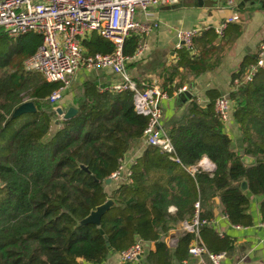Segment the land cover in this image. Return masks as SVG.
I'll use <instances>...</instances> for the list:
<instances>
[{
	"label": "trees",
	"instance_id": "obj_1",
	"mask_svg": "<svg viewBox=\"0 0 264 264\" xmlns=\"http://www.w3.org/2000/svg\"><path fill=\"white\" fill-rule=\"evenodd\" d=\"M230 25L220 37L208 28L191 46L176 50V64L163 67L161 83H156L167 97L190 76L217 66L222 50L217 41ZM233 28L234 35H240V25ZM140 39L128 36L123 54L132 56ZM41 43L42 36L34 33L0 38V264H102L110 253H121L139 240L155 244L147 254L148 264H172L164 234L171 224L189 219L197 201L200 216L209 219L216 197L230 224H252L250 198L264 196V70L251 81L245 75L257 55L245 57L228 96L231 120L242 136L240 151L215 110L220 94L209 90L207 105L201 107L193 99L182 114L163 124L174 156L147 146L124 183L108 194L106 179L120 169L133 142L143 137L148 117L135 111L131 91L88 83L75 98L77 112L63 119L48 100L59 84L24 68ZM83 44L91 54L114 50L110 41L94 33ZM25 101L34 104L35 113L13 117ZM28 117L33 118L6 135L19 118ZM203 157L213 163V170L198 166ZM109 199L113 205L98 225L81 223ZM259 217L264 223V197ZM216 236L204 240L208 250L232 248L231 239ZM192 237L183 233L178 239L175 255L180 262Z\"/></svg>",
	"mask_w": 264,
	"mask_h": 264
},
{
	"label": "built area",
	"instance_id": "obj_2",
	"mask_svg": "<svg viewBox=\"0 0 264 264\" xmlns=\"http://www.w3.org/2000/svg\"><path fill=\"white\" fill-rule=\"evenodd\" d=\"M180 1L0 0V30L12 40L30 33L42 36V43L36 53L25 61L24 68L27 71L40 73L49 83L59 84V87L48 97L55 109L78 69L112 68L115 73L122 76V81L110 88L118 92L131 91L135 111L148 117V124L143 132L146 146H155L173 157L175 147L164 129L162 117L161 101L167 98L166 92L156 83L140 89L127 75L128 62L141 55L147 46L140 41L132 56L123 54V46L131 34H148L157 25L138 21L135 18L138 11L147 12L152 7L175 5ZM224 1L231 7L236 5L235 0ZM238 20V15L233 14L223 19L214 30L220 37L228 24ZM208 28L210 27L177 30L176 37L179 43L176 49L191 46L194 37ZM93 33L110 41L114 45L113 52L89 53L83 41ZM260 69L264 70V43L259 45L257 61L246 73L245 80H253ZM184 89L183 87L182 90ZM215 110L224 123L232 119V104L227 97L221 96L215 101ZM203 164L207 165V163L200 164L203 170L211 171ZM120 172L121 167L112 173L110 178H118ZM211 223L209 219L200 216V203L197 201L194 204L193 215L179 223L184 233L193 236L188 247V257L182 260L181 264L222 263L227 253L211 252L200 237L201 228ZM262 226L264 227V223ZM219 235L222 236L221 233ZM143 253V246L137 242L119 253V257L122 262L130 263Z\"/></svg>",
	"mask_w": 264,
	"mask_h": 264
},
{
	"label": "crops",
	"instance_id": "obj_3",
	"mask_svg": "<svg viewBox=\"0 0 264 264\" xmlns=\"http://www.w3.org/2000/svg\"><path fill=\"white\" fill-rule=\"evenodd\" d=\"M240 1L235 0L236 5L231 7L224 4L222 0H181L175 5H160L150 8L147 12L138 11L136 13L135 18L138 21L157 24L148 34L140 35V41L147 46L146 50L127 64V75L129 79L135 81L138 87H146L150 83H161L159 77L163 67L176 64V45L179 43L176 37L177 30L194 27L214 29L226 17L233 14L239 17L238 21L230 23L224 37L217 41L222 48L217 66L197 76H190L188 83L183 86L185 90H182V87L178 92L161 101L164 125L167 126L172 118L182 114L186 105L193 99L201 107L207 105L209 90L217 91L220 96L228 98L237 81L234 75L240 69L245 57L257 55L259 45L264 43V0H246L243 5H239ZM234 25L241 27V33L238 36L234 35ZM204 31L206 30L200 31L198 36ZM121 81L122 76L115 73L112 68H80L73 75L70 85L65 89L56 107H61L64 111L69 107L76 108L75 98L88 83L112 87ZM185 91L190 94V97L184 93ZM225 129L233 140V146L240 151L243 144L237 125L230 120L225 124ZM146 148L143 138L133 142L122 162L119 177L110 178V182L105 184V191L108 194L124 183L132 165L144 155ZM207 160V165H210L211 161L206 157L200 160L199 165ZM211 167L209 168L213 170L214 165ZM263 197L252 196L250 198L249 214L252 218L250 226L230 224L220 209L219 198L214 199L209 218L212 223L204 226L208 230L203 233V227L201 228L200 237L203 242L210 239L217 240L216 235L221 233L222 236L219 235L221 239L232 240V248L225 251L227 255L221 264H264V227L259 217V204ZM169 211L173 213L174 208L170 207ZM183 233L180 224L173 223L163 236L172 264H181L175 255V246ZM139 243L143 246L144 253L129 264H148L147 254L155 249V244L142 240H139ZM187 257L188 253L185 258ZM102 264L127 263L120 260L119 253L112 252Z\"/></svg>",
	"mask_w": 264,
	"mask_h": 264
},
{
	"label": "water",
	"instance_id": "obj_4",
	"mask_svg": "<svg viewBox=\"0 0 264 264\" xmlns=\"http://www.w3.org/2000/svg\"><path fill=\"white\" fill-rule=\"evenodd\" d=\"M224 4H227L224 0H222ZM246 0H241L239 5H243ZM188 97L190 94L185 91L184 92ZM36 108L31 101H27L19 105L13 112L12 116H18L26 113H35ZM58 115H61L63 119H67L72 117L76 112L77 109L74 107H69L66 111H64L61 107H57L56 109ZM245 162H251V158L244 157ZM110 178L106 179L105 183H109ZM242 189H246L247 185L246 182H242ZM113 205V201L111 199L107 200L103 204L97 206L91 213L85 217L81 223H96L97 225L100 223L101 217L106 213V211Z\"/></svg>",
	"mask_w": 264,
	"mask_h": 264
},
{
	"label": "rangeland",
	"instance_id": "obj_5",
	"mask_svg": "<svg viewBox=\"0 0 264 264\" xmlns=\"http://www.w3.org/2000/svg\"><path fill=\"white\" fill-rule=\"evenodd\" d=\"M230 17V16H229ZM227 18V17H226ZM1 36L3 37L4 36V33L0 30V38H1ZM237 82V81H236ZM185 90V89H184ZM25 102H27V101H25ZM29 102V101H28ZM56 109H57V107H56ZM54 110H55V108H54ZM55 113H57V111L55 112ZM58 114V113H57ZM162 117H163V114H162ZM33 117H28V118H21V120H20V118L17 120V122H15L14 123V125L11 127V128H9V129H7V133H6V135L8 136V135H11L12 134V131H13V128H15V127H18V125L19 124H22V123H24V122H26V121H28V120H30V119H32ZM143 138V137H142ZM146 144V143H145ZM206 163H208V160L207 161H205ZM198 165H199V163H198ZM204 166H207L208 168L209 167H211V166H213V164H211V162H210V165H206V164H203ZM199 167H200V165H199ZM212 168V167H211ZM211 168H209V169H211ZM191 170H193L192 172H194L195 170H196V168H191ZM129 174H130V172H129Z\"/></svg>",
	"mask_w": 264,
	"mask_h": 264
}]
</instances>
